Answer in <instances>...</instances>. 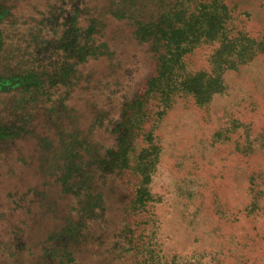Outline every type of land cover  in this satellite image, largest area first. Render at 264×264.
I'll list each match as a JSON object with an SVG mask.
<instances>
[{"label":"rangeland","instance_id":"374dc122","mask_svg":"<svg viewBox=\"0 0 264 264\" xmlns=\"http://www.w3.org/2000/svg\"><path fill=\"white\" fill-rule=\"evenodd\" d=\"M0 264H264V0H0Z\"/></svg>","mask_w":264,"mask_h":264}]
</instances>
